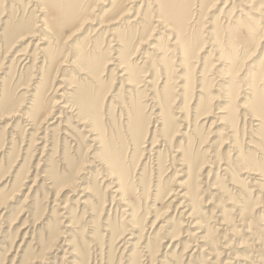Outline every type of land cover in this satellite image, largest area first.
I'll list each match as a JSON object with an SVG mask.
<instances>
[{
    "label": "rangeland",
    "instance_id": "374dc122",
    "mask_svg": "<svg viewBox=\"0 0 264 264\" xmlns=\"http://www.w3.org/2000/svg\"><path fill=\"white\" fill-rule=\"evenodd\" d=\"M232 1L0 0V264H264V0Z\"/></svg>",
    "mask_w": 264,
    "mask_h": 264
},
{
    "label": "bare ground",
    "instance_id": "6f19581e",
    "mask_svg": "<svg viewBox=\"0 0 264 264\" xmlns=\"http://www.w3.org/2000/svg\"><path fill=\"white\" fill-rule=\"evenodd\" d=\"M238 2V3H240L241 5H243V4H245V5H247L246 3H249V1H247V0H233L232 2ZM250 2H251V0H250ZM253 3V2H252ZM130 5V4H129ZM251 5V4H250ZM132 6V5H131ZM131 10V9H130ZM45 11V10H44ZM44 11H43V8H41V10L39 11V13H40V15H38L36 18H37V21H35L34 22V24L35 25H38V24H40L39 25V27H41L42 28V31H44L45 32V30H46V33H47V31L50 33L53 29L55 30L56 29V25H52L51 24V22L49 21V19H48V17H46V15L44 14ZM129 12V8H126L125 10H124V13H122V11H120V16H122V15H124L125 13H128ZM42 14H43V16H42ZM124 16H126V15H124ZM23 21V20H22ZM116 23V22H115ZM23 30H24V28H23ZM27 30V29H26ZM19 31V30H18ZM21 32V31H20ZM30 32V31H29ZM29 34H31V35H29V36H26L27 38H34V36H35V32L33 33H29ZM48 34V33H47ZM28 35V34H27ZM41 35V34H40ZM25 37V36H24ZM41 37V36H40ZM21 39H23V40H25V38H21ZM70 90V89H69ZM57 91V90H56ZM55 91V92H56ZM62 94H64L65 95V93H62ZM62 97H63V95H62ZM66 105V104H65ZM67 107V106H66ZM65 106H63L62 107V109H65L66 108ZM72 111H73V109H72ZM43 120H44V118H42ZM170 195V194H169Z\"/></svg>",
    "mask_w": 264,
    "mask_h": 264
}]
</instances>
